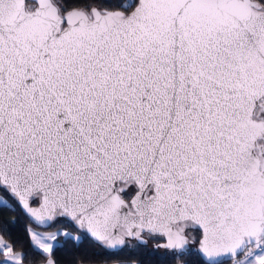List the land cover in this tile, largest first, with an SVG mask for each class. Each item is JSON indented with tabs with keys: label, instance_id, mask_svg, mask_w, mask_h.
I'll use <instances>...</instances> for the list:
<instances>
[{
	"label": "snow or ice",
	"instance_id": "1",
	"mask_svg": "<svg viewBox=\"0 0 264 264\" xmlns=\"http://www.w3.org/2000/svg\"><path fill=\"white\" fill-rule=\"evenodd\" d=\"M86 240L264 264V0H0V264Z\"/></svg>",
	"mask_w": 264,
	"mask_h": 264
},
{
	"label": "trees",
	"instance_id": "2",
	"mask_svg": "<svg viewBox=\"0 0 264 264\" xmlns=\"http://www.w3.org/2000/svg\"><path fill=\"white\" fill-rule=\"evenodd\" d=\"M23 225L24 221L21 220L18 225L19 231H22ZM54 258L59 261V264H70V262L71 264H120L121 261L127 264H133V262L135 264H159L157 257L147 254V249L142 248L137 251L126 248L122 252L114 253L95 247L87 240L79 247L69 241L64 250L56 252Z\"/></svg>",
	"mask_w": 264,
	"mask_h": 264
},
{
	"label": "rangeland",
	"instance_id": "3",
	"mask_svg": "<svg viewBox=\"0 0 264 264\" xmlns=\"http://www.w3.org/2000/svg\"><path fill=\"white\" fill-rule=\"evenodd\" d=\"M150 248H151V243L149 244Z\"/></svg>",
	"mask_w": 264,
	"mask_h": 264
},
{
	"label": "flooded vegetation",
	"instance_id": "4",
	"mask_svg": "<svg viewBox=\"0 0 264 264\" xmlns=\"http://www.w3.org/2000/svg\"><path fill=\"white\" fill-rule=\"evenodd\" d=\"M151 243V242H150Z\"/></svg>",
	"mask_w": 264,
	"mask_h": 264
}]
</instances>
